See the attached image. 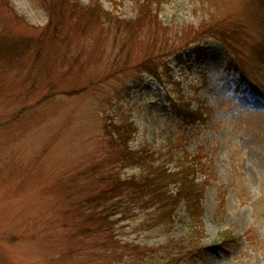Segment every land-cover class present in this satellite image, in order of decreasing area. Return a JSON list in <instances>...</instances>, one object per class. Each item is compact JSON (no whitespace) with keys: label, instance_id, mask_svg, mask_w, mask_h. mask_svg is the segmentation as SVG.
I'll return each instance as SVG.
<instances>
[{"label":"rangeland","instance_id":"374dc122","mask_svg":"<svg viewBox=\"0 0 264 264\" xmlns=\"http://www.w3.org/2000/svg\"><path fill=\"white\" fill-rule=\"evenodd\" d=\"M57 1L0 0V34L40 38L56 24L48 5ZM133 2L60 0V37L39 43L37 62L33 50L15 63L0 54V264H126L121 252L107 256L105 238L74 235L90 223L77 226L66 196L94 186L70 181L92 165H114L106 125L132 123L131 149L167 140L175 132L169 104L181 97L209 112L204 126L175 137L189 136L186 150L214 174L201 195L199 257L183 264H264V0H173L136 34L124 29L136 19ZM75 4L98 5L109 18H82ZM223 27L237 33L230 51L217 35ZM172 43L177 52L160 50ZM35 78L45 82L29 92ZM186 218L180 205L169 235L122 238L176 241ZM223 232L239 246L220 251Z\"/></svg>","mask_w":264,"mask_h":264},{"label":"trees","instance_id":"16d2710c","mask_svg":"<svg viewBox=\"0 0 264 264\" xmlns=\"http://www.w3.org/2000/svg\"><path fill=\"white\" fill-rule=\"evenodd\" d=\"M59 1L48 5L50 22L56 21L53 28L51 27L53 31L49 27L50 32L43 31L40 38L20 40L0 34L1 61L15 63L21 56L33 50L35 53H33L32 61L37 62L39 43L43 44L47 36L52 41L60 37L58 29L62 26L63 11L57 4ZM172 1L134 0L136 19L124 23L125 31L136 34L143 30L140 27L145 23L155 25L158 9ZM90 7L81 10L75 4L73 12L88 20L94 17L97 20L102 17L109 18L98 5ZM236 34L230 36L225 27L222 33H217L221 43L229 51L232 50L230 43L234 42ZM180 40L179 38L176 43ZM176 43L164 45L160 50L167 54L177 52L180 46ZM233 64L237 62L233 61ZM35 65L36 63H33L32 66ZM151 71L157 78L155 70ZM236 71L243 77L241 70ZM32 81V89L29 92L45 82L37 78ZM45 87L47 92L52 89L51 84H46ZM49 98L44 96L36 106ZM192 103L197 104L189 98L181 97L180 100L169 104L175 132L156 147L144 143L131 149L129 143L136 134L132 123L105 126L103 137L109 140L108 148L111 149L109 154L112 152L116 159L113 162L114 165H92L70 181L72 189L86 190L94 186L85 195L74 193L66 196V200L70 201L69 213L72 219L77 221V226L90 223L87 229L79 228L74 233L75 236L88 234V236L105 238L107 245L103 247L106 248L107 256H117L121 252L126 258V264H183L187 260L199 257L203 239L201 195L204 193V186H209L214 180V174L206 167V163H202L203 158L197 153L198 151L190 154L186 150L189 136L180 138L181 140L178 141L175 137V134L183 131V127H191L192 130L206 123L209 111L199 105L194 108ZM197 148L203 151L200 147L195 149ZM116 169H135L138 175L121 177L119 173H114ZM78 196L81 198L75 200ZM180 205L183 206L188 220L184 222L186 229L184 236L176 241L148 244L144 239L137 242V239L141 238L139 236H136L134 240L122 238L149 232L157 233V237L169 235L173 230L175 213ZM117 244L122 247L116 248ZM217 246L224 253L229 247H238L239 243L231 237L229 232H223Z\"/></svg>","mask_w":264,"mask_h":264}]
</instances>
